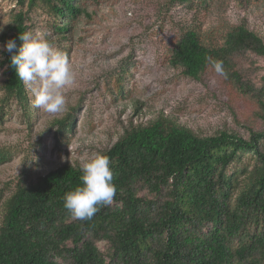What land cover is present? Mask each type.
<instances>
[{
	"label": "trees",
	"instance_id": "trees-1",
	"mask_svg": "<svg viewBox=\"0 0 264 264\" xmlns=\"http://www.w3.org/2000/svg\"><path fill=\"white\" fill-rule=\"evenodd\" d=\"M84 1L15 0L10 18L4 25L0 19V49L8 39L22 43L18 35L28 31L36 6L66 37L75 20L89 16ZM251 1L235 0L240 7ZM220 37L213 42L199 26L183 27L168 65L200 80L207 57L222 61L228 79L221 78L256 103L263 127L248 126L246 138L227 129L199 133L162 111L145 123L130 121L98 152L114 173L112 204L89 220L71 218L63 197L81 183L79 163L64 161L35 181L20 180L3 202L0 264H264V72L256 83L241 60L248 53L264 57V41L243 18ZM9 63V53L0 51V90L25 105L27 88ZM133 108L138 113L140 104ZM73 122L70 115L56 119L57 133L64 136ZM246 152L252 162L236 166ZM6 159L0 155V163Z\"/></svg>",
	"mask_w": 264,
	"mask_h": 264
},
{
	"label": "rangeland",
	"instance_id": "rangeland-1",
	"mask_svg": "<svg viewBox=\"0 0 264 264\" xmlns=\"http://www.w3.org/2000/svg\"><path fill=\"white\" fill-rule=\"evenodd\" d=\"M15 3L0 0L1 25ZM82 5L89 16L75 20L66 37L53 32L41 6L29 13L28 31L45 32L67 54L75 80L64 92L65 109L56 114L34 107L27 87L25 105L0 90V155L7 156L0 163V219L4 200L20 180L35 181L64 161L82 164L112 144L130 121L145 123L162 111L199 133L227 129L246 138L248 126L263 127L254 116L256 103L230 91L220 76L207 70L193 80L167 59L188 25L199 26L206 40L220 42L222 29L243 18L264 41V0L241 7L235 0H85ZM241 60L245 73L259 83L264 57L248 53ZM67 115L74 122L62 136L55 120ZM251 162L246 152L236 166Z\"/></svg>",
	"mask_w": 264,
	"mask_h": 264
},
{
	"label": "clouds",
	"instance_id": "clouds-1",
	"mask_svg": "<svg viewBox=\"0 0 264 264\" xmlns=\"http://www.w3.org/2000/svg\"><path fill=\"white\" fill-rule=\"evenodd\" d=\"M3 28L0 27V32ZM22 42L8 39L0 51L9 53V66L32 95L33 106L56 114L66 107L64 92L75 80L72 64L67 54L56 47L45 32L24 31L19 33ZM206 67L217 76L228 79L223 62L207 57ZM80 181L65 193L63 207L73 220H89L101 206L112 204L116 195L114 173L109 157L95 154L80 165Z\"/></svg>",
	"mask_w": 264,
	"mask_h": 264
}]
</instances>
